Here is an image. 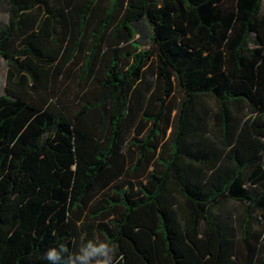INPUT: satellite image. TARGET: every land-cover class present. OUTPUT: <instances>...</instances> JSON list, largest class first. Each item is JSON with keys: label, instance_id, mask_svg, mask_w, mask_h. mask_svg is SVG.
Here are the masks:
<instances>
[{"label": "trees", "instance_id": "trees-1", "mask_svg": "<svg viewBox=\"0 0 264 264\" xmlns=\"http://www.w3.org/2000/svg\"><path fill=\"white\" fill-rule=\"evenodd\" d=\"M0 59V264H264V0H0Z\"/></svg>", "mask_w": 264, "mask_h": 264}, {"label": "clouds", "instance_id": "clouds-1", "mask_svg": "<svg viewBox=\"0 0 264 264\" xmlns=\"http://www.w3.org/2000/svg\"><path fill=\"white\" fill-rule=\"evenodd\" d=\"M64 253H70L67 260L63 258ZM114 256L115 247L113 245L94 240H89L78 252H71L64 244H61L59 248H49L45 252V259L47 261L58 262V264H75L76 260H80L81 264H114ZM101 257L106 258L102 259Z\"/></svg>", "mask_w": 264, "mask_h": 264}, {"label": "rangeland", "instance_id": "rangeland-1", "mask_svg": "<svg viewBox=\"0 0 264 264\" xmlns=\"http://www.w3.org/2000/svg\"><path fill=\"white\" fill-rule=\"evenodd\" d=\"M5 72L6 66L3 60L0 59V94L3 93V88L5 84ZM78 88L77 79H72L68 82L66 86H64V91L66 92V96L70 99L74 97L75 91Z\"/></svg>", "mask_w": 264, "mask_h": 264}]
</instances>
